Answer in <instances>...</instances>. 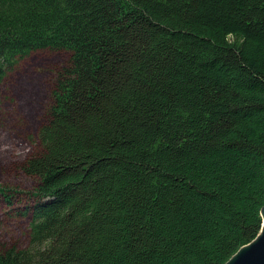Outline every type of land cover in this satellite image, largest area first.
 <instances>
[{
	"label": "trees",
	"instance_id": "obj_1",
	"mask_svg": "<svg viewBox=\"0 0 264 264\" xmlns=\"http://www.w3.org/2000/svg\"><path fill=\"white\" fill-rule=\"evenodd\" d=\"M42 50L64 60L0 264H223L255 237L264 0H0V78Z\"/></svg>",
	"mask_w": 264,
	"mask_h": 264
},
{
	"label": "rangeland",
	"instance_id": "obj_2",
	"mask_svg": "<svg viewBox=\"0 0 264 264\" xmlns=\"http://www.w3.org/2000/svg\"><path fill=\"white\" fill-rule=\"evenodd\" d=\"M63 60L62 53L33 52L0 78V188L18 192L6 207L0 201V246L25 245L29 220L22 212L30 204L27 192L35 179L20 166L37 148L36 130L50 102L52 72Z\"/></svg>",
	"mask_w": 264,
	"mask_h": 264
},
{
	"label": "water",
	"instance_id": "obj_3",
	"mask_svg": "<svg viewBox=\"0 0 264 264\" xmlns=\"http://www.w3.org/2000/svg\"><path fill=\"white\" fill-rule=\"evenodd\" d=\"M259 216L261 223L255 237L241 245L223 264H264V202Z\"/></svg>",
	"mask_w": 264,
	"mask_h": 264
}]
</instances>
